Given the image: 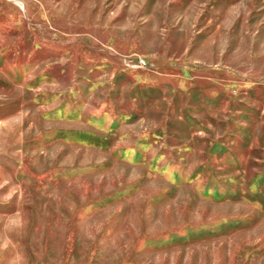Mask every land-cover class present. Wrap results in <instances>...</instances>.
<instances>
[{"label": "rangeland", "instance_id": "obj_1", "mask_svg": "<svg viewBox=\"0 0 264 264\" xmlns=\"http://www.w3.org/2000/svg\"><path fill=\"white\" fill-rule=\"evenodd\" d=\"M0 264H264V0H0Z\"/></svg>", "mask_w": 264, "mask_h": 264}]
</instances>
